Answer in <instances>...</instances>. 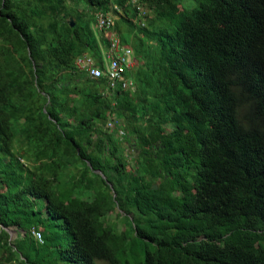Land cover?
<instances>
[{
  "label": "trees",
  "instance_id": "trees-1",
  "mask_svg": "<svg viewBox=\"0 0 264 264\" xmlns=\"http://www.w3.org/2000/svg\"><path fill=\"white\" fill-rule=\"evenodd\" d=\"M194 1L0 0V264H264V0Z\"/></svg>",
  "mask_w": 264,
  "mask_h": 264
},
{
  "label": "built area",
  "instance_id": "built-area-1",
  "mask_svg": "<svg viewBox=\"0 0 264 264\" xmlns=\"http://www.w3.org/2000/svg\"><path fill=\"white\" fill-rule=\"evenodd\" d=\"M139 0H133V3H137ZM139 16L142 17V25H145L143 17L146 15L145 8L141 5L138 6ZM97 29L103 32L109 39L107 56L103 57L104 68H100L98 63L92 57L79 58L76 61L77 66L88 72L91 78L97 80L104 78L107 80L105 91L103 95L111 97V93H115L117 90L130 91L134 89V81L129 77V73L134 70L136 62L134 60L133 49L128 44L124 43L122 38L111 34L112 28L115 24L116 16L112 11H98L96 13ZM120 124L109 122L110 128H116ZM119 135L125 136L126 133L119 128ZM33 235L43 242L44 237L41 231L33 229Z\"/></svg>",
  "mask_w": 264,
  "mask_h": 264
},
{
  "label": "crops",
  "instance_id": "crops-1",
  "mask_svg": "<svg viewBox=\"0 0 264 264\" xmlns=\"http://www.w3.org/2000/svg\"><path fill=\"white\" fill-rule=\"evenodd\" d=\"M104 11V10H102ZM96 16V15H95ZM96 20V18H95ZM144 23H146L145 21V18L143 19ZM142 22V21H141ZM95 33H96V36H97V39H98V43L100 44V49L102 50V57H105L107 56V53H108V43H109V39L108 37L105 36V34L103 32H100L98 29H97V20H96V23H95ZM111 34H114V35H117L119 37H121L120 33L119 32H116V31H111L110 32ZM87 57V56H85ZM85 57H81V58H85ZM89 57V56H88ZM93 59L95 60L96 63L99 64V59H96L93 57ZM78 60V59H77ZM136 67V66H135ZM134 67V69H135ZM130 78H132L131 76V73L128 74ZM90 77V76H89ZM134 78V77H133ZM132 78V79H133ZM135 87V85H134ZM135 89V88H134ZM133 90V89H132ZM109 122H114V123H118L122 126V122L120 123V120L117 118V116L114 114V116L112 117V119L109 120ZM109 124V123H108ZM118 126V125H117ZM119 127V126H118ZM119 129V128H118ZM128 149V147H127ZM126 149V150H127ZM126 150H124V153L128 156L130 154V152H127Z\"/></svg>",
  "mask_w": 264,
  "mask_h": 264
},
{
  "label": "rangeland",
  "instance_id": "rangeland-1",
  "mask_svg": "<svg viewBox=\"0 0 264 264\" xmlns=\"http://www.w3.org/2000/svg\"><path fill=\"white\" fill-rule=\"evenodd\" d=\"M190 2H192V4H197L196 1L194 0H189ZM118 211L121 213H118ZM118 211H114L111 213V215H109L110 217V221H117L119 223V230L123 229V228H126V226H123V224L121 223H124L127 225V215L125 213H123V210H120V208H118ZM120 214V215H119ZM127 231L130 232L131 231V228L129 226H127ZM11 234L13 235V237L16 236V233L11 229Z\"/></svg>",
  "mask_w": 264,
  "mask_h": 264
},
{
  "label": "water",
  "instance_id": "water-1",
  "mask_svg": "<svg viewBox=\"0 0 264 264\" xmlns=\"http://www.w3.org/2000/svg\"><path fill=\"white\" fill-rule=\"evenodd\" d=\"M71 21H72V26H74L75 25L74 20L71 19ZM98 172L101 173L100 171H98ZM158 188H159L158 184H154L153 189L157 190Z\"/></svg>",
  "mask_w": 264,
  "mask_h": 264
},
{
  "label": "flooded vegetation",
  "instance_id": "flooded-vegetation-1",
  "mask_svg": "<svg viewBox=\"0 0 264 264\" xmlns=\"http://www.w3.org/2000/svg\"><path fill=\"white\" fill-rule=\"evenodd\" d=\"M126 151L127 152H130V153L132 152V153H135L136 154V151L133 148L131 149L130 147H128V149ZM130 216L133 217V214H130Z\"/></svg>",
  "mask_w": 264,
  "mask_h": 264
}]
</instances>
